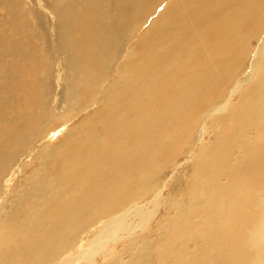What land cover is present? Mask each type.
I'll list each match as a JSON object with an SVG mask.
<instances>
[{
    "label": "bare ground",
    "instance_id": "6f19581e",
    "mask_svg": "<svg viewBox=\"0 0 264 264\" xmlns=\"http://www.w3.org/2000/svg\"><path fill=\"white\" fill-rule=\"evenodd\" d=\"M18 1L0 0V264H86L118 233L109 264H264V0H26L31 23Z\"/></svg>",
    "mask_w": 264,
    "mask_h": 264
},
{
    "label": "rangeland",
    "instance_id": "374dc122",
    "mask_svg": "<svg viewBox=\"0 0 264 264\" xmlns=\"http://www.w3.org/2000/svg\"><path fill=\"white\" fill-rule=\"evenodd\" d=\"M26 0H19L18 1V3H19V5H20V8H21V13L23 14V16H24V18L25 19H28L29 21H30V23H31V18L29 17V16H25V14H24V7H25V2ZM8 5V7H11V3H8L7 4ZM37 7V8H36ZM34 9V10H33ZM33 9H32V12H33V14L35 15V16H39L40 14V21H41V23H45V20L46 21H48V23H49V26L52 24V22H51V20L52 19H49V15L51 16V14H47V15H45V11L44 12H42L41 11V9H40V7H39V5L35 2L34 3V5H33ZM36 9V10H35ZM38 10H39V12H38ZM41 12V13H40ZM47 17V18H46ZM44 18V19H43ZM42 19L44 20V21H42ZM55 24V23H54ZM49 36V37H48ZM54 35H53V33L51 34H47L46 32H44V31H42V30H40V32L38 33L37 32V37H36V43L38 44V45H40L41 46V48H43L44 47V53H45V56H46V62L44 61V65L46 66V68L48 69V66H50L51 67V65H50V62H52L53 60H55L56 58H57V56H56V54L58 53V52H56L55 50H54V43L52 42L53 40H54V37H53ZM53 37V38H52ZM50 38V39H49ZM49 39V40H48ZM51 40V41H50ZM52 46H54V47H52ZM52 50H54L53 52H52ZM51 53V54H50ZM54 54V55H53ZM53 56V57H51L50 58V60H49V57L50 56ZM42 58H43V55H40ZM35 61L37 62V59H35ZM49 63V65H47ZM49 67V68H50ZM23 73H24V71H22L21 72V75L20 76H22L23 75ZM38 73V75H39V72H37ZM37 89L38 88H36V87H30V86H28L27 87V91H28V94L30 95V96H32V97H34V99H35V96H36V91H37ZM35 102H36V100H35ZM13 108H14V111H17V110H20V109H23V110H26V109H31V110H33V111H36L34 108H32V107H28V106H25V105H21L20 103H19V100H18V98L16 97V99L14 100V102H13ZM9 114H15V112H12V113H9ZM60 137V136H59ZM59 137H57V138H55L54 139V141L52 142V144H54V143H56L57 142V140H58V138ZM206 138V136H203V137H201V139H205ZM55 140H56V142H55ZM187 153V154H186ZM184 157L179 161V164L176 166V168H174V171L172 170L171 171V173H170V175L169 176H167L166 178H164V180L166 181V182H164V184H162L161 183V187H162V189H161V192L158 194V195H160L159 197H162V196H168L169 195V193L170 192H176L177 190H178V186H176V185H178L177 183H176V181L177 182H180V181H178V177H180V179H181V181H183L184 180V177H185V175L188 173V169L186 168V162L188 161V156H189V151L188 150H184ZM187 170H186V169ZM182 175V176H181ZM170 177V178H169ZM183 179H182V178ZM19 178V179H18ZM168 178V179H167ZM15 180V181H14ZM21 180H22V178L20 177V174H18V175H16V177H15V179H13L11 182H10V185H9V188H8V194H7V196H10L11 195V192L13 191V190H15L16 189V186H19V185H21ZM17 181V182H16ZM13 183H15V184H19V185H15V184H13ZM174 183V184H173ZM184 184V183H183ZM183 184L181 185V187H183ZM172 186H174V188L172 187ZM184 188V187H183ZM10 189V190H9ZM163 194V195H162ZM155 198H157V196L155 197ZM149 200V199H148ZM2 200H0V202H1ZM150 202L147 204V205H145L144 206V208L146 207V208H152V206H153V203H155V200H153V197L151 196V198H150V200H149ZM149 205V206H148ZM160 207V208H159ZM158 208H159V211H158V213H157V215L155 216V218L149 223V228H151V229H154L155 228V223L158 221V220H160L161 219V217L162 216H164L165 215V210H166V208H167V206L166 205H160V206H158ZM7 210V208H4V204H2L1 205V207H0V220H1V217H2V215L3 214H5V211ZM100 228H102V227H100ZM111 229V231H109L108 232V234H110V232L113 234L114 232L113 231H115V228L114 227H112V228H110ZM114 229V230H113ZM97 231V230H96ZM120 233H118V236H116V239L117 240H115V241H110L108 244H107V246L108 247H106L105 248V254L103 253V254H100V255H98L97 253L95 254V256L92 258V260L91 261H89L88 263H86V264H109V262L112 260V257L110 256V254H109V251H111L112 249H113V247H114V250L115 251H119L121 248H122V246L125 244V243H127L128 242V239L127 238H125V236L122 234V235H120ZM135 239H137V241H138V243H140V241L144 238V236H143V232H142V229H138V230H136V232H135ZM92 234L91 233H89V234H83L82 235V239L78 242V245H80V248L78 249L79 251L78 252H80V251H82V250H84L85 248H87V249H89V247L90 246H95V245H100L101 243H102V238L103 237H100V238H98V240H100L99 242H95L96 240H94L93 238H92ZM93 239V240H92ZM89 240V241H88ZM140 240V241H139ZM103 241H105V239L103 240ZM92 242V243H91ZM110 244V245H109ZM93 249V248H92ZM133 252V249L132 250H130L129 252H126V253H124V257H125V259L127 260V259H129V257H130V255H131V253ZM107 253V254H106ZM71 255H73L72 253L66 258V260H63V259H61V264H71V262H72V259H71ZM71 259V260H70ZM69 260V261H68ZM81 261V262H80ZM78 260L77 262H76V264H85L84 262H82V260ZM107 261V262H106ZM126 262V261H125ZM54 264V263H53Z\"/></svg>",
    "mask_w": 264,
    "mask_h": 264
}]
</instances>
